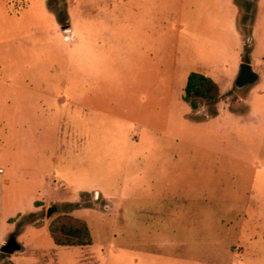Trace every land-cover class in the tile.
Instances as JSON below:
<instances>
[{"label":"rangeland","instance_id":"rangeland-1","mask_svg":"<svg viewBox=\"0 0 264 264\" xmlns=\"http://www.w3.org/2000/svg\"><path fill=\"white\" fill-rule=\"evenodd\" d=\"M216 2L0 0V264H264V122L218 113L264 98V0L255 27L257 0L238 2V28L197 20ZM243 62L260 80L238 88ZM193 72L221 97L194 109ZM61 213L86 220L92 243L55 244ZM11 238L21 249L5 254Z\"/></svg>","mask_w":264,"mask_h":264},{"label":"crops","instance_id":"crops-1","mask_svg":"<svg viewBox=\"0 0 264 264\" xmlns=\"http://www.w3.org/2000/svg\"><path fill=\"white\" fill-rule=\"evenodd\" d=\"M239 1H242V0H218V2L211 3L210 5H206V6L205 5H200V7H199V15L197 16V20L199 19V21H202L201 23H205L206 26L214 25V24L225 25L226 23L231 22L232 27L236 26L238 28L239 27V20H240V17H241V9H240V6L238 4ZM260 1L261 0H257L256 7H255V22H254V25H253L254 27L257 24L256 23L257 22V17H258L257 16V10H258ZM120 12H121V10L117 9V19L114 22V28L115 29H114V32H113V30L110 31V32H113V34H110V35H112L111 37L113 38V40L115 42H118V40L119 41L123 40L122 35H120V33H122V27L125 25V21L120 16ZM118 15H119V17H118ZM140 24H142V22L140 20H138V19L131 20V25L132 26H134V25L138 26ZM70 27H71V25H70ZM77 38H78V36L76 37L75 41L77 40ZM251 39L252 40L255 39L254 36H253V32H252ZM84 54L86 56H89L91 59H92V56H94L95 58L97 57L95 55V54H97L96 51L91 53L88 50V51H85ZM76 55H77L76 52H72V53H70L69 58L67 57L68 64L70 65V67L66 68L67 70H65V71H68V75H69L67 84H66V80H65V83H64V85L66 84V90L67 91L72 90L74 88V83H75L74 80L76 78H80L81 77V74H80V72L77 69L82 68L81 67L82 64L80 63L78 67H74V66L72 67V65H75ZM100 55H102V54H100ZM105 55H107V53H105ZM253 56H254V54H253ZM91 73H92V71H91ZM200 73H202V72H200ZM203 74L207 75V73H203ZM1 80H5V79H1ZM3 83H5L6 85H9L11 83L13 84L14 81L8 78ZM17 85H19L24 90H28V91L35 90V91H38V92H40L41 90L45 91L46 88L52 89V90H55L57 88L56 85L52 86V85H47V84H42L41 85L42 88H39V87L35 88V86H33V84L31 85V84L26 83V82L23 83V84H17ZM62 85H63V83H62ZM63 87H65V86H63ZM219 88H220V91L222 93L223 89H222V87L220 85H219ZM258 93H260V95L261 94L263 95L264 94V90L260 89L258 91ZM67 96L68 95L63 94V95L60 96V98H58V97L57 98L59 100H61V101H68L69 103L73 104V102H75V100L69 99ZM245 103L247 105V110H245L243 113L234 112L230 108L231 104L228 105V109L229 110H227V108L224 105L221 104V106H220V108L218 110V113L221 112V115L225 119H231V121L232 120H235V121L237 120L238 122L244 123L245 125L248 124L249 122H253V123L254 122L255 123H260L261 122V123H263L264 122V98H260V97L257 98L256 96L255 97L252 96ZM158 166L159 165L156 164L155 168L161 169ZM67 247H73V246H67Z\"/></svg>","mask_w":264,"mask_h":264},{"label":"trees","instance_id":"trees-1","mask_svg":"<svg viewBox=\"0 0 264 264\" xmlns=\"http://www.w3.org/2000/svg\"><path fill=\"white\" fill-rule=\"evenodd\" d=\"M200 96L201 98L194 97ZM221 97L219 85L209 76L193 72L189 75L185 88V100L197 109L203 98L218 100ZM49 230L57 245L85 246L92 243L89 225L86 220L60 214L52 220Z\"/></svg>","mask_w":264,"mask_h":264},{"label":"water","instance_id":"water-1","mask_svg":"<svg viewBox=\"0 0 264 264\" xmlns=\"http://www.w3.org/2000/svg\"><path fill=\"white\" fill-rule=\"evenodd\" d=\"M260 77L254 70V67L249 62H243L241 65V71L237 79L236 85L238 88H244L248 85L256 84ZM59 211V207L52 205L48 208V217L50 218L54 213ZM21 246L15 238H11L2 247V252L5 254H13L20 250Z\"/></svg>","mask_w":264,"mask_h":264}]
</instances>
